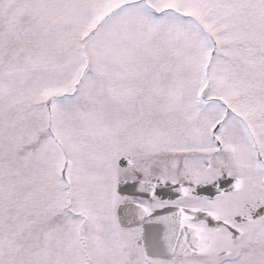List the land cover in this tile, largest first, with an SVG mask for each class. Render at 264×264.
<instances>
[{
    "label": "snow or ice",
    "instance_id": "obj_1",
    "mask_svg": "<svg viewBox=\"0 0 264 264\" xmlns=\"http://www.w3.org/2000/svg\"><path fill=\"white\" fill-rule=\"evenodd\" d=\"M0 264H264V0H0Z\"/></svg>",
    "mask_w": 264,
    "mask_h": 264
}]
</instances>
